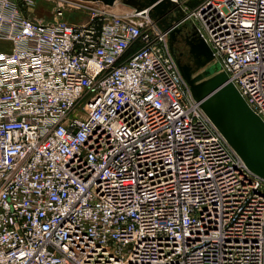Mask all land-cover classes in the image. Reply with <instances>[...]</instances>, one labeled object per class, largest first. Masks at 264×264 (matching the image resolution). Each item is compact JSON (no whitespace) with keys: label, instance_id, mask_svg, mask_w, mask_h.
<instances>
[{"label":"built area","instance_id":"2783aa9c","mask_svg":"<svg viewBox=\"0 0 264 264\" xmlns=\"http://www.w3.org/2000/svg\"><path fill=\"white\" fill-rule=\"evenodd\" d=\"M170 1L163 30L151 6L0 0V264H264V180L169 47L190 23L264 123V0Z\"/></svg>","mask_w":264,"mask_h":264},{"label":"water","instance_id":"95a60500","mask_svg":"<svg viewBox=\"0 0 264 264\" xmlns=\"http://www.w3.org/2000/svg\"><path fill=\"white\" fill-rule=\"evenodd\" d=\"M100 1L106 5H114L117 0ZM125 4L137 10L151 6L150 15L156 19L163 30L169 28L175 15L169 19L162 17L167 8L172 6L170 0H123ZM179 29L169 33V47L174 54L176 64L183 79L189 86L192 98L199 106L227 143L244 162L245 166L256 176L264 180V123L249 107L225 72L219 71L215 63L204 68L213 60V53L206 41L195 31L186 41L188 53L193 64L184 63L175 52L174 43Z\"/></svg>","mask_w":264,"mask_h":264},{"label":"rangeland","instance_id":"374dc122","mask_svg":"<svg viewBox=\"0 0 264 264\" xmlns=\"http://www.w3.org/2000/svg\"><path fill=\"white\" fill-rule=\"evenodd\" d=\"M15 1L19 5V7L23 10V13L28 14L32 19L36 21H41V22L53 21L55 9L60 4H62L63 7L66 9V15L64 18L68 20L69 22L84 23L86 21V15H85V12L82 10V8L72 5L70 3L73 0H33L34 4L32 5H26L23 0H15ZM131 7L132 6L125 4L123 0H117L115 2L114 10L116 12H121L124 10H128ZM181 18L182 17H178V20ZM177 29H179L180 32L193 31L190 23L185 24V26L183 25V27L181 26L177 27ZM186 50H188L187 47H186ZM210 64H212V62L209 63V65L203 68H200L198 72L210 66ZM75 114L80 117L79 112L76 111Z\"/></svg>","mask_w":264,"mask_h":264},{"label":"flooded vegetation","instance_id":"af4514ba","mask_svg":"<svg viewBox=\"0 0 264 264\" xmlns=\"http://www.w3.org/2000/svg\"><path fill=\"white\" fill-rule=\"evenodd\" d=\"M135 1L141 2L143 0H135ZM164 13H166V17H169V18L174 17L176 15V14L170 13L169 8H167V10ZM191 37H192L191 31H185V32L179 31L178 34H176V41L174 43L175 52H177L178 55H180V58L184 63L190 64V65L193 64V61H192V57L188 53V50H186V47H187L186 41L190 39Z\"/></svg>","mask_w":264,"mask_h":264}]
</instances>
